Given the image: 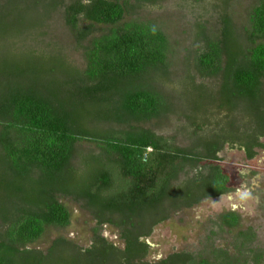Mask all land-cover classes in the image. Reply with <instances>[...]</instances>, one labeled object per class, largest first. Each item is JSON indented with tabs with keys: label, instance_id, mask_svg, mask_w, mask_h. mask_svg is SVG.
I'll list each match as a JSON object with an SVG mask.
<instances>
[{
	"label": "trees",
	"instance_id": "1",
	"mask_svg": "<svg viewBox=\"0 0 264 264\" xmlns=\"http://www.w3.org/2000/svg\"><path fill=\"white\" fill-rule=\"evenodd\" d=\"M2 1L0 264H259L264 251L251 248V228L237 232L233 251L215 245L224 228L238 226L234 211L212 221L198 250L149 261L147 238L173 211L232 190L218 163L224 146L247 159L264 149V0L254 1L241 31L230 0H183L217 13L218 28L209 34L196 24L180 71L155 23L125 19L158 0H31L38 15L20 0ZM57 20L81 65L42 39ZM169 115L188 144L146 125ZM61 197L93 219L89 243L58 236L45 250L28 247L46 227L69 225ZM103 225L122 245L100 232Z\"/></svg>",
	"mask_w": 264,
	"mask_h": 264
},
{
	"label": "rangeland",
	"instance_id": "2",
	"mask_svg": "<svg viewBox=\"0 0 264 264\" xmlns=\"http://www.w3.org/2000/svg\"><path fill=\"white\" fill-rule=\"evenodd\" d=\"M135 4L136 0H126ZM183 0H158L156 6L144 2L141 7L126 13V20L140 19L152 21L168 37L172 60V69L180 71L184 67L188 49L193 45L192 35L198 22H204L209 34L218 28L217 13L213 10L202 13L197 5L192 9L190 3L182 4ZM187 0H185L186 2ZM255 0H230L227 12L230 14L236 28L241 31L247 23L248 12ZM19 5L29 7L26 14L38 15L31 0H20ZM2 4L14 5L11 0H3ZM33 8V9H32ZM29 16V15H28ZM45 43H59L68 52L69 58L78 65L83 63L82 55L74 47L70 30L62 21H55L48 33L42 37ZM34 44V43H32ZM4 41H0V55H6ZM5 53V54H4ZM209 81V79H204ZM215 119V118H212ZM209 120V119H208ZM181 124L176 116L152 119L146 125L158 133L173 136L181 145L188 144L187 137L177 132ZM264 142V139H261ZM81 149H90L88 142L80 144ZM219 165L230 172L232 190L227 194L201 200L188 208L173 211L170 217L157 225L147 238L150 245L147 260L156 261L172 251L198 250L202 247L212 221L227 211H234L239 216V224L235 228H224V232L216 238L215 245L227 247L233 251L232 243L238 231L251 228L255 233L252 249L259 253L264 251V149L257 148L256 155L247 159L244 152L231 149L227 145L219 152ZM70 212V223L65 227H46L43 235L28 247L45 250L51 241L63 236L80 245H87L92 235L94 221L79 202L71 198L61 197ZM100 232L110 241L122 245L117 231L107 225ZM255 264V263H250ZM259 264H264V258Z\"/></svg>",
	"mask_w": 264,
	"mask_h": 264
},
{
	"label": "flooded vegetation",
	"instance_id": "3",
	"mask_svg": "<svg viewBox=\"0 0 264 264\" xmlns=\"http://www.w3.org/2000/svg\"><path fill=\"white\" fill-rule=\"evenodd\" d=\"M262 139H264V138H262ZM227 194V193H226Z\"/></svg>",
	"mask_w": 264,
	"mask_h": 264
}]
</instances>
